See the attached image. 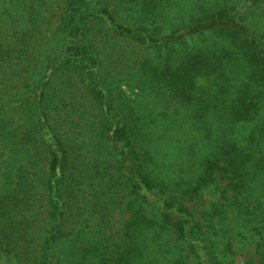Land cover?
Returning <instances> with one entry per match:
<instances>
[{"label":"trees","instance_id":"1","mask_svg":"<svg viewBox=\"0 0 264 264\" xmlns=\"http://www.w3.org/2000/svg\"><path fill=\"white\" fill-rule=\"evenodd\" d=\"M0 264H264V0H0Z\"/></svg>","mask_w":264,"mask_h":264}]
</instances>
